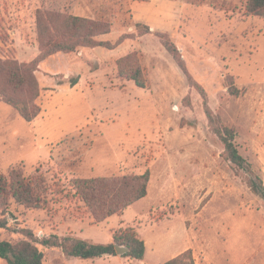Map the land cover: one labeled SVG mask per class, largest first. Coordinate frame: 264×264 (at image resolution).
<instances>
[{
    "label": "rangeland",
    "instance_id": "1",
    "mask_svg": "<svg viewBox=\"0 0 264 264\" xmlns=\"http://www.w3.org/2000/svg\"><path fill=\"white\" fill-rule=\"evenodd\" d=\"M248 1L0 0V59L34 60L39 10L108 22L112 32L102 39L125 43L80 59L82 49L70 54L71 63L81 64L69 78L40 69L37 124L32 123L38 117L26 122L0 96V174L17 170L30 178L40 171L51 188L41 210L10 199L8 210L0 211L6 225L0 239L34 241L43 264H164L184 250L193 251L196 264H264V199L252 190L264 188V19L247 14ZM138 5L163 13L156 17L159 31L134 20ZM146 15L145 21L157 22ZM166 43L176 47L187 72ZM132 51L149 73L148 89L118 76L116 57ZM69 59L56 58L58 70L66 69ZM77 79L81 89H68ZM60 84L67 89L60 91ZM0 89H5L2 79ZM65 93L84 97L59 109L64 98L57 99ZM206 108L217 126L236 129L244 169L223 159L224 146L210 128ZM56 112L78 123V130L44 140L42 123ZM148 170L147 197L108 223L96 224L73 192L68 196L73 178ZM128 227L147 245L145 263L123 255L83 261L39 244L54 237L109 244ZM0 264L8 263L0 259Z\"/></svg>",
    "mask_w": 264,
    "mask_h": 264
},
{
    "label": "trees",
    "instance_id": "2",
    "mask_svg": "<svg viewBox=\"0 0 264 264\" xmlns=\"http://www.w3.org/2000/svg\"><path fill=\"white\" fill-rule=\"evenodd\" d=\"M246 9L248 15L264 19V0H249ZM111 27L108 22L39 10L38 55L33 61L23 63L16 59H0V80L2 79L5 85V89H0V96L17 109L26 122L31 123L41 113L38 104L41 85L37 77L40 65L54 56L70 55L80 49H116L124 43V39H120L116 44L100 40V37L111 34ZM165 48L187 72L176 47L166 43ZM117 69L122 81L132 82L141 89L150 87L149 73L137 53L133 52L120 58L117 61ZM76 84L77 80L73 81L71 86ZM230 93L239 95L237 89H230ZM20 94L23 96L17 97ZM206 116L210 128L224 146L223 159L239 169H244L246 160L236 145V129L217 126L212 111L208 108ZM150 182L149 170L142 175L124 177L73 178L68 196L73 192L75 199L85 205L94 222L100 224L115 215H122L128 208L147 197ZM252 190L264 199V188L253 186ZM50 191V185L40 171L30 178L24 177L23 173L17 170H12L7 176L0 174V211L8 210L10 199L19 206L41 210L49 204ZM5 228V222L0 219V230ZM39 244L43 247L62 249L67 257L83 261L116 256V246L127 248L129 251L123 257L133 261H143L146 255V244L132 227L114 233L113 242L109 244H91L69 237H54ZM0 259L8 264H43L44 254L34 241L14 244L0 239ZM164 264H196V261L193 251L187 250Z\"/></svg>",
    "mask_w": 264,
    "mask_h": 264
},
{
    "label": "crops",
    "instance_id": "3",
    "mask_svg": "<svg viewBox=\"0 0 264 264\" xmlns=\"http://www.w3.org/2000/svg\"><path fill=\"white\" fill-rule=\"evenodd\" d=\"M173 7L175 8V6H173ZM134 12L136 13L135 14L136 17L134 19V20H136V22H142V23L147 24L150 27V30L152 32L159 31V26H161L159 24L160 23L159 22L160 20H157L156 17L160 16L163 13L157 12V11H154V13H149V11H144V9L141 8L140 5L134 7ZM146 14L151 15V18H155V20H157V22L145 21L144 18L147 17ZM142 16H144V17L141 19ZM100 40L105 41V42H110V41L103 40L102 37H100ZM124 44L125 43L121 44L116 49L109 50V51L119 50L122 47V45H124ZM97 49H100V48H95V49H82L81 52L79 53V55H81V56L80 57H77V58L80 59L81 57L83 58V57L92 56L94 54V52H96ZM36 50H37V55H38V48H37V46H36ZM132 52H134V51H132ZM132 52H128L126 55H128V54H130ZM87 53H88V55H86ZM89 53H90V55H89ZM37 55H36V57H37ZM60 56H65V58H68L69 59V57H68L69 55L59 54L57 56H54V57L46 60L45 62H43L40 65V69H42L44 71V74L47 73V74L53 75L54 77H58L60 75H65L66 74L65 76L67 78H69L70 77L69 75H71L72 73H74L73 72V68L78 67L81 64V63L78 64L77 63L78 62L77 60L76 61L74 60L75 62L72 61V63H71L70 60H72V59H69V61H67V65H66L67 68L66 69H62V70H58L59 69V66H60V63L57 64L58 61L56 60V58H59ZM125 56H123V57H125ZM110 57L113 58L112 56H110ZM120 58H122V57H119V56L116 57L115 63H117V61ZM49 80L50 81H54L55 78H53V77L50 78V76H49ZM81 83H82V79H77V84L75 86L69 87L68 89H71V88H75V90L81 89ZM58 87H59L58 89L60 91H64L65 89H67L65 84H60ZM83 97H84L83 95H78V94H75V93H69L68 95L65 93L64 95L60 96L57 99V101H62V99L64 98L63 101L61 102L62 105L59 107V109L63 108V104L65 106L63 108L64 110L65 109L66 110L67 109H70L72 107L71 105H73L78 100L82 99ZM54 110H56L55 107H54ZM62 115H63L62 112H56V113H54L53 116L48 117L46 120H44V122L42 123V129H41V135L43 136L42 139L48 140V141L49 140H53L55 138L57 139V137H59V139H61V137L63 135L66 137L67 135L73 134L74 132H76V130H78V129H75V126L78 125V123H76L74 121L73 123L70 124L69 123V120H66V118H63V117L61 118L60 117ZM39 117L32 124H37V120L39 119ZM121 216H123V215H121ZM116 217H118V215H115V216L109 218L106 221V223H108L111 220H114ZM112 242H113V238H112ZM185 251H187V250H184L183 252H185ZM183 252L179 253L177 256H179ZM146 261H147V245H146V255H145L144 260L143 261H138V262L145 263Z\"/></svg>",
    "mask_w": 264,
    "mask_h": 264
},
{
    "label": "water",
    "instance_id": "4",
    "mask_svg": "<svg viewBox=\"0 0 264 264\" xmlns=\"http://www.w3.org/2000/svg\"><path fill=\"white\" fill-rule=\"evenodd\" d=\"M115 249H116L117 255H125L129 251L127 248L120 247V246H116Z\"/></svg>",
    "mask_w": 264,
    "mask_h": 264
}]
</instances>
